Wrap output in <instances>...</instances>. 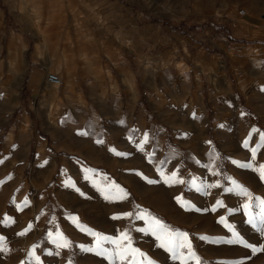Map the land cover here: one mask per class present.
I'll use <instances>...</instances> for the list:
<instances>
[{
  "label": "rangeland",
  "instance_id": "374dc122",
  "mask_svg": "<svg viewBox=\"0 0 264 264\" xmlns=\"http://www.w3.org/2000/svg\"><path fill=\"white\" fill-rule=\"evenodd\" d=\"M68 3L51 99L0 0V264H264V0Z\"/></svg>",
  "mask_w": 264,
  "mask_h": 264
},
{
  "label": "crops",
  "instance_id": "0c3cea01",
  "mask_svg": "<svg viewBox=\"0 0 264 264\" xmlns=\"http://www.w3.org/2000/svg\"><path fill=\"white\" fill-rule=\"evenodd\" d=\"M8 1L10 2L11 6H17L19 3L20 8H24V11H26L25 14L29 12V15H32V16H33V13H35V11L37 12V9H39L40 18L45 19V23H44L45 28L51 34L52 38L54 39V45H55L57 50L54 53L53 50H55V48L53 47L52 43L51 44L49 43V38H48L47 34H45L44 30L37 28L36 33H38L40 36V39H39L38 45H37V54L39 57L43 58V57H45V55L47 53L46 57L55 59L57 61V63L54 64V66H56V69H57L56 73H60L58 71L59 66L62 67L64 70L69 71V69H70L69 60L66 59L65 57H63L64 53L62 50H60V48L68 47V45H66L62 41H59V39H55L54 34H52V31L56 29V35H57V29L59 27L58 23H60L58 17L61 14V10H68V11L70 10L69 7H65V6H66V4H69L68 1H71V0H18V1L17 0H6V2H8ZM79 1H81V0H79ZM62 8H64V9H62ZM32 10H34V12H32ZM51 15H53L54 17L49 18V16H51ZM0 18H1V13H0ZM94 20L95 19H93L91 22H94ZM255 22H256V19L249 21V23H251V24L255 23ZM96 25L97 24L91 25V28L94 29L96 27ZM99 25L100 24H98L97 27ZM135 37L137 38V35ZM140 37H141V35H140ZM115 38L122 40L121 43L125 44V38H126L125 34L116 33L115 35L110 37V40L114 41ZM43 46H45L46 48L44 49ZM69 47L73 50L76 49L79 52V55L81 57L80 60L83 63H86V61L88 60V55L85 53V50L82 48L83 46L81 44L78 45V43H77V46L72 45ZM23 48H24V43H22L20 45V47L18 48V50L14 54L16 56H19V55L22 56V49ZM54 54H56V56H54ZM238 58H240V57H238ZM261 59H264V57ZM21 60H23V59H21ZM44 65L47 68H50V64H48L46 61L44 62ZM181 72H183V70H181ZM129 73H132V72H129ZM60 75H61V73H60ZM64 80L68 81L69 75L65 74ZM58 87H59L58 85H52L48 81L42 82V88L45 91L47 90L46 94H48L51 99L56 98V95H57L56 91H57Z\"/></svg>",
  "mask_w": 264,
  "mask_h": 264
},
{
  "label": "built area",
  "instance_id": "2783aa9c",
  "mask_svg": "<svg viewBox=\"0 0 264 264\" xmlns=\"http://www.w3.org/2000/svg\"><path fill=\"white\" fill-rule=\"evenodd\" d=\"M239 13L243 15L246 13V11H245V9L241 8L239 10ZM45 79H46V81H48L49 83H52V84L59 85L61 83V79H60L59 75L53 71H47V73L45 75Z\"/></svg>",
  "mask_w": 264,
  "mask_h": 264
},
{
  "label": "snow or ice",
  "instance_id": "6c2138e0",
  "mask_svg": "<svg viewBox=\"0 0 264 264\" xmlns=\"http://www.w3.org/2000/svg\"><path fill=\"white\" fill-rule=\"evenodd\" d=\"M255 151V150H254ZM246 207H247V205H246ZM262 219H264V217H262ZM158 223V222H157ZM162 227V226H161ZM126 238V237H125ZM171 243V242H170ZM66 246V245H65ZM188 247H190V245L188 246ZM123 258V257H122Z\"/></svg>",
  "mask_w": 264,
  "mask_h": 264
},
{
  "label": "bare ground",
  "instance_id": "6f19581e",
  "mask_svg": "<svg viewBox=\"0 0 264 264\" xmlns=\"http://www.w3.org/2000/svg\"><path fill=\"white\" fill-rule=\"evenodd\" d=\"M50 84H52V83H50ZM52 85H56V84H52ZM59 85H60V84H59ZM59 85H58V86H59Z\"/></svg>",
  "mask_w": 264,
  "mask_h": 264
}]
</instances>
